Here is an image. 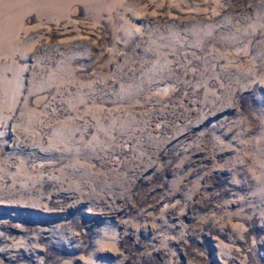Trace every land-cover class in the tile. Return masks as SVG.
<instances>
[{
  "label": "rangeland",
  "instance_id": "1",
  "mask_svg": "<svg viewBox=\"0 0 264 264\" xmlns=\"http://www.w3.org/2000/svg\"><path fill=\"white\" fill-rule=\"evenodd\" d=\"M0 264H264V0H0Z\"/></svg>",
  "mask_w": 264,
  "mask_h": 264
}]
</instances>
